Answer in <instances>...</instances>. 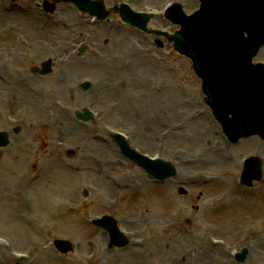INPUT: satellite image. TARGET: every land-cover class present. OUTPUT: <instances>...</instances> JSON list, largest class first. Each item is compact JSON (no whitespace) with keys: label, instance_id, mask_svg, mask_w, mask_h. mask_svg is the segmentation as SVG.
Listing matches in <instances>:
<instances>
[{"label":"rangeland","instance_id":"1","mask_svg":"<svg viewBox=\"0 0 264 264\" xmlns=\"http://www.w3.org/2000/svg\"><path fill=\"white\" fill-rule=\"evenodd\" d=\"M121 1L137 11H144L160 10L173 0H105L107 9ZM175 1L182 4L186 12H191L198 5L197 0ZM1 3L0 28L3 27L12 40L18 37L28 40L23 46L17 40L13 47L6 44L11 46L8 54L19 51V48L26 53L24 60L18 59L9 66H26L37 63L40 57L55 59L61 53H68L77 32L83 33V44L88 47L82 56L74 57L73 62L69 61L63 67L56 65L49 75L32 76L27 73L29 77L25 76L28 79L23 81L22 77L18 80L8 74L7 82H0V95L4 92L1 99L9 101L12 110L18 108L14 116L19 118L22 127L16 146L0 153V207L6 211H2L6 224L0 225V240L5 244L0 258L5 264H12L15 259L13 256L8 258L6 254L18 252L29 253L30 259L22 264H182V258L186 261L193 257L187 255L191 250L193 254L205 251V256L214 255V250L208 252L207 238L210 235L219 238L221 233L227 234L233 241L242 235V231L246 235L253 229L254 240L258 234L264 236V192L260 191L262 195H258L256 191L233 186L239 157L255 151L258 139L242 141L237 147L225 143L201 100L199 81L193 75L190 62L179 54H170L166 46L158 48L154 36L150 35L149 40L147 34L121 23L116 13L96 24L92 18L74 15L61 5L55 16L60 23L46 21L48 29L44 31L41 27L45 21L35 11L27 7L16 8L12 14H7ZM20 19L23 25L19 24ZM7 20H11L13 25L9 29ZM149 25L169 32L176 29L162 16L151 20ZM122 34L126 43L120 40ZM33 36L35 44L31 47ZM37 42L41 44L37 46ZM72 46L74 49L78 47ZM96 55L104 57L100 66L90 62ZM138 56H149L159 61V69L153 70L145 58L142 65L145 69L133 68L137 66L136 63L132 65V61ZM256 58L264 60V48ZM124 63L128 67L122 68ZM187 75L189 84L183 81ZM157 79H163V82ZM84 80L92 83L88 91L78 87ZM165 82L171 87L157 93L161 98L155 100L146 85L152 83L163 87ZM25 84L37 86L38 93L34 95L41 98L30 94ZM47 91L51 92L54 100L67 107L65 114H61L65 121L60 128L54 129L58 133L41 122L32 126V121L43 120L46 113L56 114L54 107L48 110L45 106ZM116 93L128 96L130 104L121 105L119 100L122 97ZM151 100H155L158 107L152 106ZM139 101L145 103L143 110H139ZM112 102H117L118 108L115 114H108L106 109ZM84 103H92L94 108L104 111L101 119L93 122L94 125H80L74 121L71 108L80 109ZM196 113H199L198 117L193 118ZM168 121L170 124L179 121L185 126L189 123V127L194 125L198 138L192 139L189 128H184L180 135L161 146L158 129ZM105 124L113 129L128 130L133 144L145 146L143 152L150 155L158 153L160 157L171 160L181 181L186 185L199 186H187L188 193L183 197L177 194L178 183L173 184V179L160 186L152 183L143 186L145 173L119 153L106 136ZM153 129L156 139L151 136ZM54 139L64 141L62 146L65 150L56 146ZM156 144L161 148L158 151L154 149ZM204 148H208L207 152ZM260 148L263 152L264 148ZM68 149L72 154H67ZM36 168L41 169L42 174L34 182L30 177L32 174L37 177ZM204 173L213 180L207 186H200L197 177ZM83 188L88 191L87 197L83 196ZM219 196L221 202L229 207L219 214L224 216L216 220L209 203ZM164 198L165 205L161 204ZM156 200L159 201L151 208L149 201ZM19 204L22 208L15 209ZM102 213L115 217L120 228L131 238L125 249H110L107 234L89 224L91 217ZM224 218H230L228 224ZM231 225L238 226L240 230L228 232L225 227ZM51 237L70 240L72 251L65 256L60 255L52 247ZM141 239L144 241L138 243ZM201 241L205 250L196 249ZM260 258L259 255H251L247 260L254 264L253 259L258 261Z\"/></svg>","mask_w":264,"mask_h":264},{"label":"water","instance_id":"2","mask_svg":"<svg viewBox=\"0 0 264 264\" xmlns=\"http://www.w3.org/2000/svg\"><path fill=\"white\" fill-rule=\"evenodd\" d=\"M261 1L264 3V0ZM83 7L85 8L86 4H84ZM263 11L264 10L262 9L260 2L257 3V0H204L203 8L197 21L200 22V25L198 23L199 28H191V31H199L200 34L207 36L211 34L209 30L220 31V34H222L221 36L223 37L221 40V43H223L222 46L216 48V46L213 45L211 51L205 52L204 58L209 61L212 58L220 57L221 53L224 52L226 48L228 49L229 44L232 47L238 44L240 48V54L243 57L241 59V63H245V65H247L249 58L248 56L250 55V51L247 49L249 43L257 46L259 43L264 41ZM252 17L263 24L261 36L257 39L249 38L247 42L241 41V31L243 27H245L244 25H246L247 22H250ZM192 20V18L185 20V24ZM178 34L171 36V39L173 38L175 43L177 41L176 46L182 51H185L183 45L180 46L178 44L180 39V35ZM188 51L192 54L189 49ZM254 70L256 69L252 68V71ZM233 79L236 81L235 76H233ZM230 93L231 94H229V96L231 99H233V102L237 108H241L239 99H244L246 102H248L246 88H235L230 90ZM223 104H227L226 101H223ZM217 115L222 120V122H225V125L228 121L231 122L228 119L226 120V113H217ZM236 119V121L239 123L242 119V116L238 115ZM232 122H235V120Z\"/></svg>","mask_w":264,"mask_h":264},{"label":"bare ground","instance_id":"3","mask_svg":"<svg viewBox=\"0 0 264 264\" xmlns=\"http://www.w3.org/2000/svg\"><path fill=\"white\" fill-rule=\"evenodd\" d=\"M146 27H147V25H146ZM115 30H117L118 28H117V25H115ZM120 40H122L123 42H125L126 43V38H125V36L122 34V35H120ZM147 57V58H146ZM144 58H145V60H146V64H148L149 66H152V68H153V70H156V69H159V65H160V62L159 61H156V60H152L149 56H138L135 60H133L132 62V65L134 64V63H136V66L137 67H134L133 66V68H136V69H145V67L144 66H142L143 65V61H144ZM104 59V57H102V56H98V57H96V58H91L90 59V62H93L96 66H100V63L102 62V60ZM60 65H62V64H60ZM62 67V66H61ZM150 70V69H149ZM104 72H108V71H104ZM48 88H46L45 90H47ZM36 91H37V89L34 87L33 88V91H30V94H32V95H34V94H36ZM48 93H49V96H50V98H49V96H48ZM116 94H118L119 96H121L120 98V100H119V102H121V101H123L124 103H128V104H130V101L129 100H127V98H129V97H125L122 93H116ZM35 97H38V98H41L40 97V95H34ZM47 99H46V101H44L45 102V106L47 107V108H50L51 107V104H54V109L56 110V113L57 114H59L60 115V113H61V110H59L58 109V106H59V103H55V102H53L52 101V95H51V92H48L47 91ZM139 102H141V101H139ZM151 105L152 106H155V107H158V105L156 104V102H155V100H151ZM132 104V103H131ZM149 104V103H148ZM140 107H142V106H140ZM57 114H55L56 116H54V120H56V121H60V120H62V122L61 123H59L58 124V126H61L62 124H63V120L65 121V119L64 118H61V117H58V115ZM53 118V114L50 116L49 114H46L45 116H44V119H43V123L44 124H46V125H50L51 124V122H52V119ZM93 121L92 119H88V121ZM189 123H187L186 124V126L184 125V126H182V128L180 129L181 131L179 132V133H181L182 132V130L184 131V128H189V132H190V134H192L193 135V137H192V139H196V138H198V133H197V130L194 128V125H192L191 127H189ZM57 127V124L54 126V128H56ZM155 129V128H154ZM154 129L152 130V133H151V136L153 137V138H155L156 139V135H155V133H154ZM176 133L178 132V131H175ZM179 133H177V135H180ZM159 135V134H158ZM251 139V138H250ZM250 139H248V140H250ZM205 149V152H207V150H208V148H204ZM248 162V161H247ZM138 174V173H137ZM203 176H205V177H207V175L206 174H203ZM110 190V189H109ZM149 203L150 204H152L153 202L152 201H149ZM154 206V205H153ZM153 206L151 207V208H153ZM232 227H234V226H232ZM261 235V234H260ZM259 235V236H260ZM258 236V237H259ZM257 237V238H258ZM258 240H250V241H247L246 243L245 242H243V243H240V246H244L245 245V248L243 249V250H245L248 246H249V251L251 252V253H254V254H259L260 252H259V250H258V248H255V246H256V242H257ZM260 241H264V237L260 240ZM201 245H199V246H196V249L197 250H205V248H204V244H203V241H201ZM224 243V242H223ZM207 246L209 247H207L208 248V250H210V251H208V252H212L213 250L215 251L214 252V255L213 256H211L210 258H209V260L211 261V264H223V262H224V256H223V252L221 251V250H224V248H222V246H219V245H217V246H213V245H211L210 243L209 244H207ZM230 247H228L227 249H229ZM193 249H195V247H193ZM231 249V248H230ZM218 251V252H217ZM2 252V251H1ZM204 252L205 251H202V253L200 252V251H197V252H195L194 254H193V251H190V252H188L187 253V255H193V257L190 259V260H186V264H188V262H190V261H192V259H195L196 261H201L202 259H203V257H202V255L204 254ZM199 254H201L200 256H199ZM236 255L237 256H241V253H239V252H237L236 253ZM206 259H208L207 257H206ZM239 260H238V258H236V260L234 261V262H238ZM236 264H243V263H236Z\"/></svg>","mask_w":264,"mask_h":264}]
</instances>
